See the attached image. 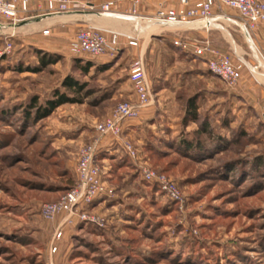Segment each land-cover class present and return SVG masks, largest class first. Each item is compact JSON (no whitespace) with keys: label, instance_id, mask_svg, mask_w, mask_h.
Segmentation results:
<instances>
[{"label":"rangeland","instance_id":"rangeland-1","mask_svg":"<svg viewBox=\"0 0 264 264\" xmlns=\"http://www.w3.org/2000/svg\"><path fill=\"white\" fill-rule=\"evenodd\" d=\"M70 1L84 15L98 16L106 1L119 11L131 7L129 0ZM142 6L149 14L157 3ZM222 13L237 26L217 23L195 35L242 61L234 85L193 55L188 70L173 33L154 25L157 32L148 36L146 22L139 23L144 39L135 49L121 42L102 63L72 53L79 28L45 46L26 28L17 33L25 21L14 36L0 21V50L12 43L0 59V264H264V23L250 33L252 46L235 13ZM132 51L143 53L151 101L99 147L104 195L73 209L66 221L44 220L40 206L76 185V164L97 137L95 125L118 104L135 102ZM87 62L92 67L84 71ZM167 68L183 79L162 81ZM55 93L66 102L43 114ZM189 100L196 110L188 109Z\"/></svg>","mask_w":264,"mask_h":264},{"label":"built area","instance_id":"built-area-1","mask_svg":"<svg viewBox=\"0 0 264 264\" xmlns=\"http://www.w3.org/2000/svg\"><path fill=\"white\" fill-rule=\"evenodd\" d=\"M35 2L37 11L41 16L74 15L79 13L74 10L70 0H0V21L8 24L15 34L17 26L24 21L20 14L29 12V4ZM131 7L129 12L118 10L116 2L106 1L98 10V16H110L114 18L132 19L140 30V24L146 22L148 27L157 26L161 32L173 33L172 44L179 51L191 53L194 57L201 58L209 73L219 77L228 85L236 84L242 76V61L237 63L226 53L219 51L207 38L191 37V32H204L209 34L218 24L227 22L237 26L236 20L222 13L223 8L235 13V18L240 20L241 28L246 38L250 39V33L257 25L264 23V2L262 0H129ZM149 3H157L149 14L139 11L140 6ZM43 6V7H42ZM86 9L95 10L94 5ZM131 21V20H129ZM201 24V26H195ZM220 28V27H219ZM41 34L48 35V30ZM126 38L130 47H136L138 39L121 33L101 30L95 27H84L76 30L74 40L70 46L73 54H86L91 59L112 58L121 50V38ZM12 43L5 41L0 50V59L11 53ZM129 82L133 90L135 102H123L115 107L107 119L95 125L97 133L95 140L80 153L76 166L77 183L70 188L57 201L40 206L41 217L46 221H52L56 216L63 215L66 221L73 209L81 205H88L92 201L104 195L105 186L102 179V170L97 165L96 155L103 141L120 136L123 124L127 120H133L142 108L150 106L152 90L146 75L143 53L137 54L130 64L128 71ZM125 148L132 153L128 144ZM151 180L149 174L145 175ZM61 233L56 229L53 237L59 239ZM55 251V248H53Z\"/></svg>","mask_w":264,"mask_h":264},{"label":"crops","instance_id":"crops-1","mask_svg":"<svg viewBox=\"0 0 264 264\" xmlns=\"http://www.w3.org/2000/svg\"><path fill=\"white\" fill-rule=\"evenodd\" d=\"M29 5H30L29 6V12L26 14H20V16L24 18V21H25L24 23H26V25H23V26L17 28L19 30L16 29V31L18 33L20 31L24 32L25 30H27L28 33L36 34L35 39H37L39 41L42 40V42H43V39H45V46H47V42L49 40H53L54 38H60V37L62 38V37L71 36L72 32L74 30H76V28H84V27H91V26L98 28V29H101V30H104V31L110 30V31L118 32V33H121L123 36H126V33L129 32V33H131V35L128 33L129 34L128 36L133 37L134 39L137 38L138 41L140 39H144L140 35L141 33H140L137 25L135 27L130 26L129 19H123V21H120L119 24H117V23L113 24V23H109V22L103 23L101 20H105V19L115 20L117 18L114 19V17H110V16L103 17V16H96L93 14H90V15L76 14V15H61V16H46V17L43 16L42 17L41 14L36 9L35 2H31ZM121 8H122L120 10L121 12H126L129 8V5L125 3L122 5ZM141 13H143V12H141ZM122 22H127L128 24H123ZM69 23L72 25H70ZM114 29H117V30H114ZM8 30H12V29L8 28ZM45 30H48V35H51V37H50L51 39L48 38V35H47V37L46 36L43 37V34H41V33ZM122 32H124V33H122ZM195 33H196L195 31L191 32V33H189V36L194 37V36H196ZM198 33H202V32L200 31ZM147 35L150 36L149 34H147ZM203 38H205V37H203ZM54 40H57V39H54ZM121 40H122L121 42L124 44V45H122L124 49L125 48H126V50H128L129 48H132V50L135 49L134 47H130L127 45L125 37H122ZM39 44H43V43H39ZM185 53L186 54L181 56L180 59H178V60L179 61L180 60L185 61L186 64H188V70L193 71L194 70L193 69L194 64L190 63L189 59L187 58L189 55L191 56V53H187V52H185ZM135 54L137 55V52L132 51V55H135ZM138 54H142V53L140 51H138ZM92 59H94V58H92ZM107 59L108 58H101V59H94V60H99L102 63H107V61H108ZM178 63H180V62H178ZM203 63H204V61H203ZM169 71H170V69L167 68L165 73H164L162 81H166V80H176V81L178 80L179 81V80L183 79V77L179 76L178 73H172L171 72L172 73L171 74ZM186 79H188V78H186ZM160 92L162 93V92H164V90L162 89Z\"/></svg>","mask_w":264,"mask_h":264},{"label":"trees","instance_id":"trees-1","mask_svg":"<svg viewBox=\"0 0 264 264\" xmlns=\"http://www.w3.org/2000/svg\"><path fill=\"white\" fill-rule=\"evenodd\" d=\"M179 52H181L183 54H186L184 51H181V50ZM41 63L45 64L44 60H41ZM90 67H92V63L91 62H87L85 64V66H82L81 68H82V70L87 71ZM65 85L67 87H73V88L78 87L77 84L74 83V82H72V81H66L65 82ZM55 96H56V100L47 102V106L44 108L43 114H45V112H51V111H53L57 106H60V105H62V104H64L66 102V99H65V96L64 95L58 96V93H55ZM35 102H36V99L32 100V102L29 105V108H33L35 106ZM38 108H39L38 109V112L36 113L37 118L41 116L40 113L42 112V108H40V106ZM188 109L189 110L190 109L196 110L195 104L191 100L188 101ZM189 113L191 115H193V113L191 111H189ZM99 154H100V152L98 151V153L96 155V160H97ZM71 187H73V185ZM71 187H69V188H71Z\"/></svg>","mask_w":264,"mask_h":264},{"label":"bare ground","instance_id":"bare-ground-1","mask_svg":"<svg viewBox=\"0 0 264 264\" xmlns=\"http://www.w3.org/2000/svg\"><path fill=\"white\" fill-rule=\"evenodd\" d=\"M65 19V18H64ZM115 19V18H114ZM123 19H126V18H120V19H115V20H113V19H105V20H101L103 23H117V24H119L120 23V21H123ZM129 20H131L132 21V19L130 18ZM154 26H150L149 28V31H147V33L146 34H149V35H151V34H153V32H157V28H153ZM151 31V32H150ZM247 40V42L250 44V45H252V46H254V43L252 42V40H251V38L249 39V38H246Z\"/></svg>","mask_w":264,"mask_h":264},{"label":"water","instance_id":"water-1","mask_svg":"<svg viewBox=\"0 0 264 264\" xmlns=\"http://www.w3.org/2000/svg\"><path fill=\"white\" fill-rule=\"evenodd\" d=\"M195 26H196V27H197V26L199 27V26H201V24H196Z\"/></svg>","mask_w":264,"mask_h":264}]
</instances>
